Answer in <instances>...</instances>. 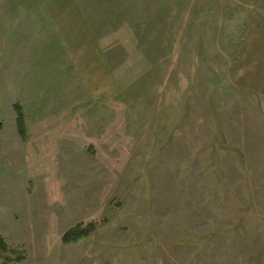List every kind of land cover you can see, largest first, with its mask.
<instances>
[{"label":"rangeland","instance_id":"1","mask_svg":"<svg viewBox=\"0 0 264 264\" xmlns=\"http://www.w3.org/2000/svg\"><path fill=\"white\" fill-rule=\"evenodd\" d=\"M0 240V264H264V0H0Z\"/></svg>","mask_w":264,"mask_h":264},{"label":"trees","instance_id":"2","mask_svg":"<svg viewBox=\"0 0 264 264\" xmlns=\"http://www.w3.org/2000/svg\"><path fill=\"white\" fill-rule=\"evenodd\" d=\"M18 123L20 126V132L25 136V121H24V113L20 107H18ZM93 230H95L94 224H89L84 226L83 224H79L76 227L70 229L63 236V241L65 243L75 242L79 239L88 236ZM0 243L3 245L4 250H8L4 243L0 240ZM24 259L23 256L17 258L18 261H22Z\"/></svg>","mask_w":264,"mask_h":264},{"label":"crops","instance_id":"3","mask_svg":"<svg viewBox=\"0 0 264 264\" xmlns=\"http://www.w3.org/2000/svg\"><path fill=\"white\" fill-rule=\"evenodd\" d=\"M76 18H77V19H81V18H80V16H79V14L77 15V17H76Z\"/></svg>","mask_w":264,"mask_h":264}]
</instances>
